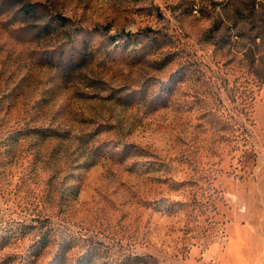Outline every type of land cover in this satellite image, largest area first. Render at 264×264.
<instances>
[{
    "label": "rangeland",
    "instance_id": "obj_1",
    "mask_svg": "<svg viewBox=\"0 0 264 264\" xmlns=\"http://www.w3.org/2000/svg\"><path fill=\"white\" fill-rule=\"evenodd\" d=\"M0 264H264V0H0Z\"/></svg>",
    "mask_w": 264,
    "mask_h": 264
},
{
    "label": "trees",
    "instance_id": "obj_2",
    "mask_svg": "<svg viewBox=\"0 0 264 264\" xmlns=\"http://www.w3.org/2000/svg\"><path fill=\"white\" fill-rule=\"evenodd\" d=\"M12 236H13V235H12ZM14 236H15V234H14ZM41 240H42V243H43V244H42V248H43V247H45V246L47 245L48 241H47V238H44V237H43V239H41ZM37 251H38V250H37Z\"/></svg>",
    "mask_w": 264,
    "mask_h": 264
}]
</instances>
